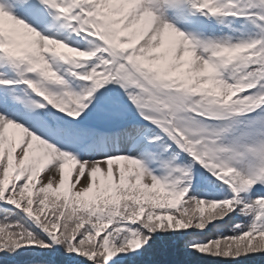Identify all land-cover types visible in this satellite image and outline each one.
Here are the masks:
<instances>
[{
    "label": "snow or ice",
    "instance_id": "obj_1",
    "mask_svg": "<svg viewBox=\"0 0 264 264\" xmlns=\"http://www.w3.org/2000/svg\"><path fill=\"white\" fill-rule=\"evenodd\" d=\"M0 264H264V0H0Z\"/></svg>",
    "mask_w": 264,
    "mask_h": 264
},
{
    "label": "rangeland",
    "instance_id": "obj_2",
    "mask_svg": "<svg viewBox=\"0 0 264 264\" xmlns=\"http://www.w3.org/2000/svg\"><path fill=\"white\" fill-rule=\"evenodd\" d=\"M241 24H243V21H241V22H238L237 26L239 27ZM248 27L250 28V27H251V25L249 24V25H248Z\"/></svg>",
    "mask_w": 264,
    "mask_h": 264
}]
</instances>
